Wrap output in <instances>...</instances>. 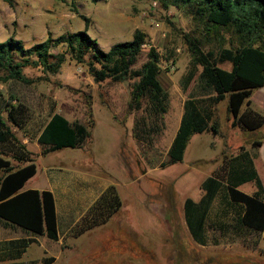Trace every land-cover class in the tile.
Masks as SVG:
<instances>
[{
  "label": "rangeland",
  "instance_id": "rangeland-1",
  "mask_svg": "<svg viewBox=\"0 0 264 264\" xmlns=\"http://www.w3.org/2000/svg\"><path fill=\"white\" fill-rule=\"evenodd\" d=\"M73 1L0 0V41L15 37L29 48L49 35L87 31L108 51L118 42L132 40L134 32L140 29L147 34L148 41L134 69L142 68L150 45L155 46L161 55L159 79L168 93L167 112L157 126L150 121L143 123L147 104L143 103L138 110L128 107L133 84L138 79L107 78L96 82L87 65L92 54L88 53L82 63L67 52L66 46L53 49L55 53L67 52V59L57 73L27 66L24 73L33 83L0 81V110L12 97L27 104L31 111L27 127L33 139L54 112L71 121L88 123L87 103L92 100L95 124L91 140L82 148H64L39 157L38 172L27 187L43 188L50 180L60 183L71 174L84 172L114 184L123 204L106 224L78 234L80 226H84L83 217L78 215L90 200L83 199L80 191L74 189L72 201L78 221L70 227L64 220L61 222L63 243L38 235V241L22 254L20 246L8 243V239L36 235L10 229L0 220V264H44L42 258L51 255L58 258L53 264H146L140 256L141 248L154 252L157 264H197L191 260L190 252L199 264H244L264 259L261 234L240 231L234 226L237 208L227 203L224 193L211 209L207 245L193 239L184 217L185 200L198 201L204 194L206 178L225 175L229 159L252 139L263 138L264 127L257 131L232 128L228 100H223L215 105L220 133H196L183 159L170 161L169 150L180 128L185 102L189 92L199 87L202 72V66L198 65L186 90L184 77L193 68L188 39H199L205 51L216 54L222 46L220 42L212 37L210 42L206 41L204 25L197 19L193 6L182 1L178 7L171 4L168 8L158 0H75V4ZM76 11L89 19L88 24ZM224 35L228 46L230 37ZM4 75L0 70V77ZM209 97L199 96L202 100ZM35 117L38 120H33ZM137 121L141 140L133 135ZM16 133L19 137L24 134L20 130ZM33 142L30 148L35 151L38 146ZM261 157L264 159V147ZM258 170L263 181L264 167L260 163ZM240 189L251 194L256 185L248 182ZM60 208L65 213V202Z\"/></svg>",
  "mask_w": 264,
  "mask_h": 264
},
{
  "label": "trees",
  "instance_id": "trees-1",
  "mask_svg": "<svg viewBox=\"0 0 264 264\" xmlns=\"http://www.w3.org/2000/svg\"><path fill=\"white\" fill-rule=\"evenodd\" d=\"M158 1L166 8L171 4L178 7L179 1L193 6L197 19L204 25L206 41L210 42L213 38L222 45L216 54L211 50L205 51L199 39H188L193 68L184 77V88H189L198 65L202 66V72L199 87L189 92V98L185 102L180 128L169 150L170 161L183 159L185 150L196 133H220L215 105L223 100H228L233 126L244 131L262 128L264 115L250 107V97L254 89L264 86V0ZM75 3L74 0L73 4ZM76 12L80 14L79 11ZM80 16L88 24L89 19L84 15ZM224 33L230 37L228 46H225ZM147 41V34L140 29L134 32L132 40L118 42L108 51H104L98 40L87 31L64 33L58 37L49 35L45 41L29 48L22 40L10 37L0 41V70L5 73L0 81L17 80L31 84L34 81L25 75V67H41L45 73H57L67 59V52L82 63L86 62V56L91 53L87 65L96 82L107 78L113 81L138 79L133 84L128 107L130 110H138L146 103L147 115L141 120L145 124L150 121L157 126L162 123L168 108V93L159 79L162 68L157 48L150 45L147 61L141 69H134ZM60 46H66L67 52H53L54 48ZM225 62L231 64L230 70L220 65ZM202 95L210 96V99L202 100L199 98ZM87 106L88 123L70 121L59 112L52 114L38 137L42 155L64 148L82 147L91 140L95 124L92 100ZM30 117L29 106L16 97L7 101L4 109L0 110V220L34 235H45L57 241L59 229L53 192L49 189L25 188L28 180L36 175L38 165L33 151L17 135L16 130L24 131ZM140 132L137 121L133 127V135L138 140H141ZM250 181L257 186L254 194L240 189L242 184ZM202 188L204 194L198 201L187 198L184 202L185 221L196 242L202 246L209 242L208 219L216 199L223 193L227 203L237 208L234 226L240 231L261 234L264 240V186L245 147L242 146L240 152L229 159L225 175L207 177ZM122 205L117 187L110 184L83 216L84 226H80L78 234L106 224ZM34 240L23 239L20 254ZM140 256L146 264H157L156 254L150 250L141 248ZM190 258L199 264L191 252ZM55 260V256H47L44 264H52ZM244 264H264V259L250 260Z\"/></svg>",
  "mask_w": 264,
  "mask_h": 264
},
{
  "label": "crops",
  "instance_id": "crops-1",
  "mask_svg": "<svg viewBox=\"0 0 264 264\" xmlns=\"http://www.w3.org/2000/svg\"><path fill=\"white\" fill-rule=\"evenodd\" d=\"M224 68L230 70L231 69V65H229L228 67L226 66ZM250 101H251L250 107L253 110L261 113L262 115H264V86L253 90L252 95L250 97ZM33 120H38V118L35 117ZM232 120H233V118L231 119V123H230L231 127L233 126L232 125ZM46 124L44 125V127L46 126ZM44 127L36 134V136L34 137L35 139H33V137H31L30 134H29V132H28L29 127H26L27 130L25 129L23 131L24 134H22L20 136V138L23 140L24 143H26L28 145L29 148H30V144H31L32 141H34L33 143L38 146L37 150H35V151H33L30 148L37 155L36 156V161H37V159L39 157L45 156V155L41 154L42 147L38 143V137L40 136V134L43 131ZM234 127H238V126H234ZM239 129L243 130L240 127H239ZM260 130H263V129L260 128ZM261 135H263L262 137L264 138V132L263 131H262ZM263 138L252 139L250 141V143H248V145H246V147H245V149L248 151L250 157L252 158V160L254 162L255 168H256V170L258 172V176H259L260 179H261V176L259 174L258 164L260 163L262 168L264 167V159L261 157V150L264 147V139ZM257 143H259V144L257 145ZM82 147H78V148H82ZM48 154H46V155H48ZM34 177H32V178H34ZM30 180H28V182L25 185L26 189H39V190L49 189L54 194L55 201H56V209H57L58 229H59V239L56 242L59 243L60 245L63 243L62 242L63 241V236L61 234V222L64 220L66 225H69V227L74 225V224H76V222L78 221V216H79V218L83 217L86 214L87 210L95 203V201L100 197V195L110 185L108 183H105V182L101 181L99 178H94L93 176L88 175L87 173H84V172H76L74 174H71L70 176H67V178L63 182H60V183L57 182L56 180H50L49 183H48V186H45L43 188H36V187H32V186L27 187V185L30 182ZM261 181H262V179H261ZM263 181H262V183H263ZM250 182L255 184V182H253V181H250ZM246 183H248V182H246ZM263 186H264V184H263ZM74 189L80 191V195L82 196L83 199L90 200L88 202V204H86L83 207L84 210L78 216H77V211L74 208L73 201H72V196H73ZM256 191H257V186H256V189L251 194H254ZM63 202H65V206H67V208H65V213H62L61 212V208H60L61 205L63 204ZM5 225H7L8 228H10V229L11 228H17L20 231L27 232V231L23 230L22 228H20L18 226H12V225L6 224V223H5ZM27 233H31V232H27ZM31 234H33V233H31ZM29 238H34L35 239L32 243H35V242L38 241L37 235L36 236H31ZM23 239H25V238L10 237L8 239V243L16 244V245L20 246V245L23 244V242H22ZM32 243H30L29 246ZM29 246H27L26 250L28 249ZM51 256H53V255H51ZM44 258H42V260H44ZM57 260H58V258L56 257V260L53 263H55Z\"/></svg>",
  "mask_w": 264,
  "mask_h": 264
},
{
  "label": "built area",
  "instance_id": "built-area-1",
  "mask_svg": "<svg viewBox=\"0 0 264 264\" xmlns=\"http://www.w3.org/2000/svg\"><path fill=\"white\" fill-rule=\"evenodd\" d=\"M154 5L157 6L158 5V2L157 1H154Z\"/></svg>",
  "mask_w": 264,
  "mask_h": 264
}]
</instances>
